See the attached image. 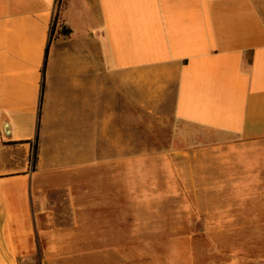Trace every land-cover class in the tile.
Returning <instances> with one entry per match:
<instances>
[{"label": "crops", "instance_id": "0c3cea01", "mask_svg": "<svg viewBox=\"0 0 264 264\" xmlns=\"http://www.w3.org/2000/svg\"><path fill=\"white\" fill-rule=\"evenodd\" d=\"M199 222L264 264V0H0V264H198Z\"/></svg>", "mask_w": 264, "mask_h": 264}, {"label": "rangeland", "instance_id": "374dc122", "mask_svg": "<svg viewBox=\"0 0 264 264\" xmlns=\"http://www.w3.org/2000/svg\"><path fill=\"white\" fill-rule=\"evenodd\" d=\"M141 150L140 144H135V151ZM186 227L191 232V235H193L194 238L191 241V247L194 250L195 259H197L198 264H207V259L209 256H212L213 254H218L217 251H215V247H220L223 240H211L207 238V232L209 229L211 231H221V225H207L205 223H191L187 224ZM212 228V229H211ZM250 230L247 229V232ZM172 241H165V246L169 247ZM228 242V241H225ZM237 242V241H235ZM242 243L245 244L246 248L249 249L253 245L252 239H246L242 240ZM214 248V252L212 251ZM220 253V252H219Z\"/></svg>", "mask_w": 264, "mask_h": 264}, {"label": "trees", "instance_id": "16d2710c", "mask_svg": "<svg viewBox=\"0 0 264 264\" xmlns=\"http://www.w3.org/2000/svg\"><path fill=\"white\" fill-rule=\"evenodd\" d=\"M54 26H55V22L52 25V31L54 30ZM62 32H65L64 30H62ZM34 161H35V157H34Z\"/></svg>", "mask_w": 264, "mask_h": 264}]
</instances>
